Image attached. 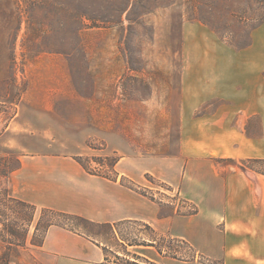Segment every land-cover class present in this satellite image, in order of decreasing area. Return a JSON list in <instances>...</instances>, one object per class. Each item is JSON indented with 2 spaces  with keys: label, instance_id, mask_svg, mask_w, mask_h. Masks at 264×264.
<instances>
[{
  "label": "rangeland",
  "instance_id": "1",
  "mask_svg": "<svg viewBox=\"0 0 264 264\" xmlns=\"http://www.w3.org/2000/svg\"><path fill=\"white\" fill-rule=\"evenodd\" d=\"M19 5L20 42L11 35L9 61H0V160L6 164L15 165L20 154L69 157L118 180L115 160L124 158V167L132 164L140 173L143 164L157 169V161L182 157L185 176L184 144L195 138L206 144L207 126H214L196 122L233 105L226 113L244 128L249 114L239 111L252 112L264 96V63L260 78L247 73L238 82L228 80L238 74L237 66H227L264 61V0H23ZM45 95L52 97L54 112L40 111L36 102ZM248 128L252 136L261 133L257 119ZM215 162L235 169L230 160ZM121 182L183 214L194 211L182 198L187 197L177 194L180 188L176 193L154 175L139 181L123 176ZM57 221L79 233H100L95 241L105 247L107 264L143 263L135 253L152 264L195 261L186 243L140 222L115 225L112 233L108 225ZM150 239L155 249L131 246ZM35 250L20 249L11 263L41 264L33 259Z\"/></svg>",
  "mask_w": 264,
  "mask_h": 264
},
{
  "label": "crops",
  "instance_id": "2",
  "mask_svg": "<svg viewBox=\"0 0 264 264\" xmlns=\"http://www.w3.org/2000/svg\"><path fill=\"white\" fill-rule=\"evenodd\" d=\"M22 2L0 0V61L3 63L9 61L7 51L14 40L11 35L17 34L15 41L20 42L22 28L17 25L20 23L18 7ZM262 63L264 61H230L227 66L229 69L237 66L238 74L228 80L238 82L241 77L243 81L247 73L260 78ZM43 97L36 102L40 111L54 112L52 97ZM241 98L237 95L235 103L241 105L237 101ZM232 106H220L212 117L196 122V125L212 123L214 126H207L211 130L206 144L196 138L184 144L183 154L188 157L184 159L188 169L185 176L182 157L157 161L161 167L157 169L143 164L140 173L132 164L124 167L125 159L121 158L116 166L118 180L109 181L88 174L69 157L25 155L22 168L13 177L15 192L27 202L78 215L95 224L140 222L159 234L185 241L192 247L195 261L179 264H264V176L254 173L252 177L235 166L228 169L215 162L264 159V96L255 100L252 112L248 108L239 111L249 114L243 119L244 128L236 125L240 120L237 116L226 113ZM253 119H257L261 127L257 136L248 132ZM217 123L222 125L220 129ZM148 174L176 193L180 188L177 194L185 195L187 198H182L194 211L183 214L178 206L160 203L121 182L123 176L139 181ZM155 243L139 247L155 249ZM31 254L34 261L41 264H107L103 245L58 226L50 228L43 246ZM163 254L158 251L159 256ZM135 255L141 257L143 263L135 260L129 264L154 262L148 256Z\"/></svg>",
  "mask_w": 264,
  "mask_h": 264
},
{
  "label": "trees",
  "instance_id": "3",
  "mask_svg": "<svg viewBox=\"0 0 264 264\" xmlns=\"http://www.w3.org/2000/svg\"><path fill=\"white\" fill-rule=\"evenodd\" d=\"M22 158L23 154H20L16 158L15 165H10V162L6 164L3 160H0V264H11L14 253L20 249H26L29 246L34 248L42 247L48 231L53 226L65 228L73 233L84 234L89 238L96 240L95 238L98 237L100 233H79L59 224L57 218L78 221L82 225H87L89 227H98L100 224H95L83 217L60 211L53 207H39L34 203L23 200L17 195L14 189L13 177L15 173L22 168ZM229 160L235 167L243 172L251 170L256 174L264 176V159H248L240 161L233 159ZM119 161L120 159L114 161V168H116ZM77 162L90 175L98 176L110 181H116L90 171L80 160H77ZM104 225H108L113 233L115 225L119 224ZM173 240L186 243L193 251L192 247L187 242L179 239ZM154 242L155 240L150 239L142 244L131 246H154ZM104 250L106 251L105 247ZM160 253L162 254V252ZM174 258L177 259L176 257ZM106 262H108L107 258Z\"/></svg>",
  "mask_w": 264,
  "mask_h": 264
}]
</instances>
